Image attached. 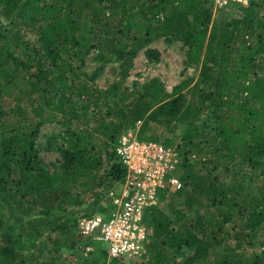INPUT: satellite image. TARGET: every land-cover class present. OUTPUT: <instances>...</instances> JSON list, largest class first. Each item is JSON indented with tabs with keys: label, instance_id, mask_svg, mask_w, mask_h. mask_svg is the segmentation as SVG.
Returning a JSON list of instances; mask_svg holds the SVG:
<instances>
[{
	"label": "trees",
	"instance_id": "trees-1",
	"mask_svg": "<svg viewBox=\"0 0 264 264\" xmlns=\"http://www.w3.org/2000/svg\"><path fill=\"white\" fill-rule=\"evenodd\" d=\"M211 2L0 0V101L14 97L12 109L0 104V264H27L24 233L47 238L58 253V259L37 264H67L62 259L68 256L76 264H131L109 260L105 248L85 238L77 212L107 211L100 206L102 189L123 182L127 172L116 155L117 134L138 122L140 139H154L146 134L153 123L185 131L189 144L177 148L176 171L180 167V179L215 209L208 215L181 206L173 214L150 208L147 246L159 243L155 263L187 248L178 264H264V76L257 71V58L264 57V12L231 17L238 9L264 11V0L221 10L215 18ZM7 24L35 33L36 43L23 58L10 51L8 40L16 38ZM162 36L187 46L185 64L200 69L196 82L186 80L173 93L159 77L134 84V90L122 81L101 89L80 71L92 50L99 61L135 56L140 49L159 60L160 51L150 45ZM24 86L30 88L20 91ZM10 113L20 116L18 124L8 122ZM47 122H57L67 134L57 146L61 163L53 172L37 146ZM204 150L207 157L192 158ZM221 163L229 171L226 178L220 176ZM4 208L18 215L20 235L4 218ZM234 221L240 229L232 234L227 225ZM229 239L237 247L246 244L250 253L218 252ZM87 244L94 246L90 254L81 251Z\"/></svg>",
	"mask_w": 264,
	"mask_h": 264
},
{
	"label": "rangeland",
	"instance_id": "rangeland-1",
	"mask_svg": "<svg viewBox=\"0 0 264 264\" xmlns=\"http://www.w3.org/2000/svg\"><path fill=\"white\" fill-rule=\"evenodd\" d=\"M263 12V9H257L254 11L253 9H243L242 11L238 9L232 13L231 17L233 16L237 18L239 15H243V17L248 18L253 14H262ZM213 16L215 18L218 16V14ZM6 29H8V32H12L16 38V41H14L12 38L8 40L10 51L13 52L17 57L23 58L27 51H30L36 43V36L34 31L21 24L20 26H12V24H7ZM208 30H210V26ZM150 48L160 51L159 60H149L145 54L146 49H140L135 56L127 55L125 58L119 59L117 55H113V57H111L107 61H99L96 59L98 51L92 50L86 55V63L85 65L80 67V71L86 78L88 84L101 89L111 88L116 82L122 81L124 87H128L131 88V90H134V84H144L153 77H159L165 83L167 90L170 93H173L174 88L186 80L192 79V83L196 82L199 77L200 69L192 66H187L185 64L187 58V46H185L183 42L176 38L173 39V36H162L155 42H153L150 45ZM257 62L259 63V68H257V71L259 74L264 76V57H258ZM29 88L30 86H24L20 89V91L25 92V90H28ZM13 98V96L6 97L8 103H4L5 101H0L3 109L8 110L14 107L13 104L11 105L9 103L13 100ZM14 104L17 103L14 102ZM7 117L9 123L18 124L20 122V116L17 113H10ZM111 119L114 118L111 117ZM140 128L141 122H138L134 125L125 126L121 131L118 132L116 139H120L129 131L137 136H140ZM151 128V131L146 134L154 138L152 139L153 141L160 143H165L166 141H168L170 144L169 147L175 149H177L179 146H181L182 149H185V145L189 144L188 141L184 142L183 140V134L185 133V131L181 127L177 128L176 132H171L170 128H167L161 124L153 123L151 124ZM59 134L62 135V137H60ZM66 137L67 134L65 132V129L62 125L57 124V122H47L41 127L40 133L37 138V146L40 151L41 158L48 165L52 172L61 163V157L58 153L57 146L58 144L61 145ZM96 140L100 142L104 149L109 148V145L106 143L105 138L98 135V137L96 136ZM207 156L208 152L207 150H204L201 153L195 154V156H192V158L196 159ZM224 167L225 163H221L218 170L221 171V168H223L220 176L226 178L229 174V171L224 170ZM179 170L180 167L174 175L180 178L181 172L178 173ZM182 182L183 187L180 190L171 185H166V187L164 188L165 197L163 200L159 201L158 207L162 208L170 214H173L178 206H181L184 211L188 212L197 210L208 215H212L215 213V209L211 207L209 201L201 192L192 190L191 187H188L185 181L182 180ZM235 186L236 185H233L230 189L232 194ZM122 188L123 182L119 186L120 193L122 191ZM106 190L107 188L102 189L105 199H103L100 206L107 208L106 210L108 211L110 209V203L105 197ZM190 199L194 200L193 208H188V202L191 201ZM89 210L90 208L79 209L77 215L79 217H82L84 214L88 213ZM96 211H99V209ZM107 211L100 213H107ZM3 216L8 224H14L13 229L15 235H20L22 226L19 221L20 219L18 218V215L14 212V210H7L4 208ZM239 229L240 226L237 221H234L227 225V230H229V232H231L232 234ZM23 238L24 244L27 245V247H25V252L29 255L27 264H37L38 262L43 261L47 258L58 259V253L51 249V244L47 243V238L35 239L28 233H24ZM228 243L229 244L227 245L218 246L216 250L218 252L233 250L235 252H244L248 254L250 253L249 251H251L246 246V244H241L240 247H237L234 239H229ZM96 244L103 248L107 247V243L96 242ZM158 248V242H156L154 246H147V250L144 255L141 258L135 260L133 263L156 264L154 255L156 254ZM81 249V251H83L84 253L88 252L86 249H84V246H82ZM189 251L190 250L187 248H185L183 251L174 250L171 253V257H169L168 262L163 264H178L182 260V252L188 253ZM90 252L91 251H89L88 254H90ZM62 261H65L67 264H76L70 256L63 257Z\"/></svg>",
	"mask_w": 264,
	"mask_h": 264
},
{
	"label": "built area",
	"instance_id": "built-area-1",
	"mask_svg": "<svg viewBox=\"0 0 264 264\" xmlns=\"http://www.w3.org/2000/svg\"><path fill=\"white\" fill-rule=\"evenodd\" d=\"M251 0H212L213 15L232 6H249ZM116 155L126 167L123 188L117 183L107 189L105 197L110 203L107 213L96 212L79 219L81 234L95 242L107 243L110 259L131 264L147 250L150 231L147 212L160 201L159 192L171 185L183 187L174 175L181 157L172 147L153 140L140 139L132 132L124 134L116 144ZM87 251L93 246H84Z\"/></svg>",
	"mask_w": 264,
	"mask_h": 264
},
{
	"label": "clouds",
	"instance_id": "clouds-1",
	"mask_svg": "<svg viewBox=\"0 0 264 264\" xmlns=\"http://www.w3.org/2000/svg\"><path fill=\"white\" fill-rule=\"evenodd\" d=\"M150 227V226H149ZM92 245V244H91ZM93 246V245H92ZM93 249H94V246H93ZM89 252V251H88ZM88 252H86V253H88ZM108 259H109V257H108ZM114 259V258H113ZM111 260V259H110Z\"/></svg>",
	"mask_w": 264,
	"mask_h": 264
}]
</instances>
